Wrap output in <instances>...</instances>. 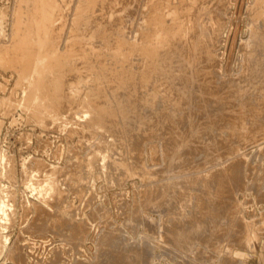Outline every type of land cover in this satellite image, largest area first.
<instances>
[{
  "label": "rangeland",
  "instance_id": "obj_1",
  "mask_svg": "<svg viewBox=\"0 0 264 264\" xmlns=\"http://www.w3.org/2000/svg\"><path fill=\"white\" fill-rule=\"evenodd\" d=\"M78 1L0 0V264H264V0Z\"/></svg>",
  "mask_w": 264,
  "mask_h": 264
},
{
  "label": "bare ground",
  "instance_id": "obj_2",
  "mask_svg": "<svg viewBox=\"0 0 264 264\" xmlns=\"http://www.w3.org/2000/svg\"><path fill=\"white\" fill-rule=\"evenodd\" d=\"M77 1H78V0H77ZM80 1H81V0H80ZM93 1H94V0H85L84 3L86 2V4H87V3L89 4V5L87 4L85 7L89 6V7H90L89 9H91V6L94 5V4H92ZM95 1H96V3H95ZM95 1H94V3L97 4V1H99V0H95ZM103 1L105 2V0H103ZM108 1H109V0H106V3L109 4V2H113L114 0L109 1V2H108ZM81 2H82V1H81ZM81 2L78 1L77 3L80 4ZM84 3H82V4L85 5ZM102 3H103V2H102ZM102 3H101V7L103 6ZM82 4H81V5H82ZM99 4H100V3H99ZM99 4H98V5H99ZM108 4H107V5H108ZM111 4H112V3H111ZM81 5H79V6L76 7V8L81 9V8H79ZM90 5H91V6H90ZM94 6H95V5H94ZM94 6H92V7H94ZM96 6H97V5H96ZM105 6H106V5H105V3H104V7H103L104 9H105ZM108 6H109V5H108ZM82 7H83V6H82ZM99 7H100V6H99ZM101 7H100V9H101ZM106 7H107V6H106ZM95 8H96V7H94V9H93V8H92V9L95 10ZM103 8H102V9H103ZM112 8H113V7H112ZM82 9H83V8H82ZM85 9H86V8H85ZM87 9H88V8H87ZM89 9H88V11H89ZM92 9H91V10H92ZM96 9H98V7H97ZM110 9H111V6H110ZM76 10H77V9H76ZM73 11H74V10H73ZM81 11H82V10H81ZM83 11H86V10H83ZM100 11L103 12V10H100ZM77 12H78L77 14L80 15V14H79L80 11L77 10ZM96 12H97V11H96ZM111 12H112V9H111ZM81 13H82V12H81ZM88 13L91 14L92 12L89 11ZM98 13H99V11H98ZM157 13H158V12H156L155 14H152V17L154 16V18L152 19V23H154L155 26H156V24H159V23H160V20H159L158 18H155V17H158V14H157ZM23 14H26V13H23ZM40 14H41V13H40ZM93 14H94V11H93ZM101 14H102V13H101ZM101 14H100V15H101ZM78 15H76V16L78 17ZM85 15H86V13H85ZM85 15H84V17H85ZM91 15H92V14H91ZM91 15H90V16H91ZM23 16H24V15H23ZM92 16H93V15H92ZM96 16H97V15H96ZM96 16H95V18H96ZM24 17H25V16H24ZM77 17H76V20H77V21L74 20V21H76V23L79 22L80 19L82 18V17H81V18L79 19V18H77ZM25 18L27 19V17H25ZM85 18H88V17L86 16ZM93 18H94V17H93ZM93 18H92V19H93ZM95 18H94V19H95ZM20 19H21V18H20ZM92 19H91V20H92ZM27 20H29V19H27ZM83 20H85V19H83ZM83 20H82V21H83ZM87 20H88V19H87ZM95 20L98 21V19H95ZM99 20H100V19H99ZM18 21H19V20H17V22H18ZM89 21H90V19H89ZM96 21H94V22H96ZM98 22H99V21H98ZM102 27H103V26H102ZM112 27H113V26H112ZM112 27L110 26V28H112ZM115 27H117V25L114 26L113 28H115ZM159 27H160V26H159ZM72 29L74 30V27H73ZM99 29H100V28H99ZM102 29H106V27H105V28H102ZM107 29H108V28H107ZM115 29L117 30V28H115ZM112 30H113V29H112ZM116 30H115V31H116ZM100 31H102V30H100ZM107 31H110V30L108 29ZM107 31H106V32H107ZM113 31H114V30H113ZM115 31H114V32H115ZM145 32H146V31H145ZM147 32H148V33H146L147 35L144 33V34L146 35L144 38L150 36V37H153L154 40H152V39L150 38L149 40H146V43H140L139 41H138V42L135 41V42H133V43H131V44L129 43V44H130L129 47L126 46V48H125V46H123V45H125V43H124V44H121L120 42L116 41L117 39H115V41L117 42V44L114 43V44H116V46L114 45L115 47L111 48L110 52H111L113 55H115V56H117V57H120V58H124V59H126V60L129 59V57L127 58V55L130 54L129 52H130L132 49H135V48L142 49V50L145 52L146 55H151V56H152L153 54L156 55V51H157V50H156V46H157V44H158V43L162 44V43L164 42L165 38H166V34L169 35V34L171 33V31H166V34L160 32V31H156V32H154L155 35H154V34H150V33H152V32H149V31H147ZM109 33H110V32H109ZM111 33H113V32H111ZM111 33H110V35H111ZM113 34H115V33H113ZM175 34H177V32L173 31L171 37H172V36H176ZM102 35H104V33H103ZM110 35H108V32H107V35H105V37H106V36H110ZM122 37L124 38V36H121V39H123ZM168 37H169V36H168ZM171 37H169V39H171ZM124 40H126V38H125ZM172 40H174V39H172ZM177 41H178V40H177ZM169 43H170V40H169ZM174 43H176V42L173 41V44H174ZM171 44H172V41H171ZM177 44H178V43H177ZM78 45H80V44H78ZM174 45H175V44H174ZM107 49H108V48H107ZM138 49H137V52H138ZM31 51H32V50H31ZM134 51H135V50H133V53H134ZM143 51H142V54H143ZM135 52H136V51H135ZM140 52H141V51H140ZM157 52H158V51H157ZM133 53H132V54H133ZM138 53H139V52H138ZM70 54H71V53H70ZM140 54H141V53H140ZM140 54H139V55H140ZM142 54H141V55H142ZM53 55H56V54L53 53ZM53 55H52V54L49 55V54L44 53V52L41 53V54H39V57H38L37 63H35V69H34L36 74H37V73H40V74L37 75L38 78L35 77V73H34V75L32 76V74H33V73H32V74H30V75H27V76H26V79H31L32 82L35 81V83L38 84L39 81H42V77H43V76H42V73H41V70H45V69H47V70H50V71L53 72V70H54V69H53V66H54V65L57 66V64H58V65H60L61 63L64 64V63H63L64 60L68 59L67 57H65V58H63V57H55V56H53ZM137 55H138V54H137ZM154 55H153L152 57H154ZM57 56H59V55H57ZM99 57H100V55H99ZM155 57H156V56H155ZM157 57H158V55H157ZM157 57H156V58H157ZM62 58L64 59L63 62H62ZM138 58H139V57H138ZM148 58H149V57L147 56V59H148ZM210 58H211V57H210ZM28 59H29V58H27V59L25 60V67H26V68L32 66V64H30L31 62H30ZM144 59H146V57H145ZM149 59L151 60L152 58H149ZM211 59L213 60V57H212ZM103 60H104V59H103ZM114 60H115V58H114ZM130 60H131V58H130ZM106 61H107V59H106ZM116 61H117V60H116ZM120 61H121V60H120ZM156 61H158V59H157ZM156 61H154V62H153V61H150V62L155 63V65H153V63H151V64H150L151 67H150V66H148V67L152 68V66H154V67L156 68V64H157ZM159 61H160V60H159ZM65 62H66V61H65ZM98 62H99L98 64L101 63L100 61H98ZM103 62H104V61H103ZM128 62H129V61H128ZM133 62H134V61H133ZM147 62H148V60H147ZM66 63H67V62H66ZM111 63H112V62H111ZM148 63H149V62H148ZM105 64H106V63H104V65H105ZM122 64H123V63H122ZM124 64H125V63H124ZM128 64H131V62H129ZM143 64H145V63H143ZM146 64H147V63H146ZM133 65L135 66V64H133ZM133 65L131 64L130 67H132ZM147 65H149V64H147ZM147 65H145V66H147ZM70 66H71V65H70ZM73 66H74V64H73ZM73 66H72V67H73ZM97 66H98V65H97ZM106 66H107V65H106ZM134 66H133V67H134ZM72 67H71V69H72ZM75 67H77V66H75ZM75 67H74V68H75ZM93 67H94V66H93ZM95 67H96V66H95ZM100 67H102V66L100 65L99 68H100ZM109 67H110V66H109ZM133 67H132V69H133ZM61 68H62V67H61ZM90 68H92V67H90ZM90 68L87 67L88 72H90V70H89ZM99 68L95 69V71H97ZM126 68H127V67H126ZM128 68H129V67H128ZM128 68H127V71H129ZM135 68H136V67H135ZM142 68H145V70L143 69L144 71L142 70V71L145 73L147 67H142ZM142 68H141V69H142ZM63 69H64V66H63ZM79 69H80V67H79ZM87 69L85 70V72H87ZM92 69H94V68H92ZM92 69H91V71H92ZM101 69H102V68H101ZM148 69H149V68H148ZM153 69H154V68H153ZM105 70H106V69H105ZM105 70H104V71H105ZM134 70H135V69H134ZM149 70H150V69H149ZM155 70H156V69H155ZM155 70H154L153 72H155ZM98 71H99V70H98ZM98 71H97V72H98ZM135 71H136V70H135ZM147 71H148V70H147ZM151 71H152V70H151ZM73 72L76 73L74 70H73ZM85 72H84V73H85ZM100 72L103 73L102 70H101ZM77 73L81 74L80 72H77ZM77 73H76V74H77ZM98 73H99V72H98ZM109 73H110V72H109ZM139 73H140V71H139ZM144 73H140V74L145 75ZM148 73H149V71H148ZM148 73H147V74H148ZM79 74H78V75H79ZM88 74H89V73H88ZM88 74L86 73V75H88ZM91 74H93V73L91 72ZM91 74L89 75L90 77H91ZM129 74H130V72H129ZM131 74L133 75V73H131ZM147 74H146V75H147ZM74 75H75V74H74ZM97 75H98V74H97ZM132 75H131V78H132L135 74H134L133 76H132ZM150 75H152V73H151ZM58 76H59V75H58ZM79 76H80V75H79ZM79 76H78V77H79ZM89 76H88V77H89ZM128 76H129V75H128ZM135 76H136V75H135ZM56 77H57V76H56ZM76 77H77V75H76ZM92 77H93V75H92ZM136 77H137V76H136ZM136 77H133L134 80H135ZM144 77H145V76H144ZM146 77H148V76H146ZM57 78H58V77H57ZM133 78H132V79H133ZM137 78H138V77H137ZM148 78H149V77H148ZM150 78H151V76H150ZM59 79H61V78H59ZM59 79H58V80H59ZM77 79H78V78H77ZM80 79H81V78H80ZM93 79H95V77H94ZM141 79H142V78H140L139 80H141ZM143 79H145V78H143ZM58 80L56 81V85H57V86H59L58 83H60ZM86 80H87V79H86ZM146 80H147V78H146ZM149 80H150V79H149ZM149 80H148V81H149ZM79 81H80V80H79ZM132 81H133V80H132ZM148 81H145V82H147V84H148V83H149ZM73 82H74V81H72V83H73ZM77 82H78V81H77ZM132 83H135V84H136V82H132ZM132 83H131V84H132ZM137 83H138V82H137ZM139 83L142 84L143 82L140 81ZM74 84H75V83H74ZM74 84H71L70 87H72V85H74ZM145 84H146V83H145ZM145 84H144V86H147V85H145ZM133 85H134V84H133ZM148 85H149V84H148ZM135 86H136V85H135ZM137 86H138V85H137ZM139 86H140V85H139ZM73 87H75V86H73ZM141 87H142V85L140 86V88H141ZM144 88H145V87H144ZM70 89L72 90L73 88H70ZM75 89H76V88H75ZM75 89H74V90H75ZM60 90H61V89H60ZM74 90H73V94H76V93H74ZM139 90H140V89H139ZM149 90H150V89H149ZM68 91H69V90H68ZM76 91H77V89H76ZM150 91H151V90H150ZM154 91H155V90H153L152 92H153V94L156 96V94H155ZM34 92H35V91H34ZM162 92H163V91H162ZM162 92H161V93H162ZM150 93H151V92H150ZM159 93H160V92H158L157 95H158ZM42 94H43V93H42ZM89 94H91V93H88V94H86V95L89 96ZM153 94H152V95H153ZM73 97H74V95H73ZM90 97H92V96H90ZM90 97H89V99H90ZM153 97H154V96H153ZM59 98H60V97H59ZM77 98H78V97H77ZM84 99L86 100V98H84ZM87 99H88V97H87ZM93 99H94V97H93ZM93 99H90L91 101H90V100H88V101H84V104L86 103V105H87L88 107H90V109H92V118H91L90 120H88V121H89V123H90V124H89L90 127L92 126V127L95 128V130H96V129L104 128V122H105V121L103 120L104 115L107 114V116H108V114H109V116L111 115V117H112V113H111V111H110L111 109L109 110V108H108L109 106H108V107L106 106V107H107V108H106L105 105H102L101 103H100L101 106H100V105H99V106H96L97 104H99V102H98L97 104H91L90 102H92ZM150 99H151V96H150ZM166 99H167V97L165 98V100H166ZM75 100H76V102H77V99H75ZM94 100H95V99H94ZM48 101H49V99H48ZM89 101H90V102H89ZM95 101H96V100H95ZM96 102H97V101H96ZM96 102H94V103H96ZM27 105H28V104H27ZM106 105H107V104H106ZM27 108H28V107H27ZM86 109H87V108H86ZM36 112H37V111H36ZM89 118H90V117H89ZM105 118H106V115H105ZM107 118H108V117H107ZM107 118H106V119H107ZM234 119H235V118H234ZM110 120H111V122H112V119H111V118H110ZM187 120H188V119H187ZM189 120H190V122L193 121V120H191V119H189ZM106 122H107V121H106ZM106 122H105V123H106ZM185 122L188 123V121H185ZM190 122H189V123H190ZM212 122H213V126H212L213 128H212V127H211V128L214 129V128H216V127H214V126H216V123H215L214 121H212ZM212 122H211V123H212ZM109 123H110V122L108 121L107 124H105V125L108 126ZM192 123H193V122H192ZM192 123H191V125H192ZM211 123H210V125H212ZM193 124H196V125H197V123H193ZM214 124H215V125H214ZM110 125L112 126L111 123H110ZM155 126H156V125H155ZM197 126H198V125H197ZM197 126H195V128L197 129V132H196V133H198V128H197ZM234 126H235V124H233L231 127H234ZM88 127H89V126H88ZM88 127H87V129H88ZM81 128H82V127H81ZM93 128H91L92 131H94ZM111 128H112V127H110L109 130H110ZM190 128H191V129H192V128L194 129V127H190ZM85 129H86V126H85V128L83 127V131H87V129H86V130H85ZM105 129H106V128H105ZM237 129H240V126H237ZM111 130H113V128H112ZM111 130H110V131H111ZM150 130H151V129H150ZM194 130H195V129H194ZM98 131H99V130H98ZM110 131H109V132H110ZM189 131H190V130H189ZM192 131H193V130H192ZM192 131H191V132H192ZM195 131H196V130H195ZM180 132H182V131H180ZM184 132H185V131H184ZM191 132H190V134H191ZM193 132H194V131H193ZM200 132H201V131H200ZM183 135H184V133H183ZM183 135L181 134L180 136L182 137ZM176 136L179 137L178 135H176ZM176 136H175V137H176ZM191 136H192V135H191ZM197 136H198V135H197ZM132 137H134V136H132ZM136 137H138V136H136ZM141 137H142V136H141ZM175 137H172V138L174 139ZM181 137H180V138H181ZM183 137H186V136H183ZM183 137H182V138H183ZM134 138H135V137H134ZM180 138H179V140H176V141H181V142H182V140H183V141H185V143L187 142V140H184V139H182V138H181V140H180ZM187 138H188V137H187ZM187 138H186V139H187ZM135 139H136V138H135ZM175 139H177V138H175ZM175 139H174V143H175ZM132 140H133V138H132ZM133 141H134V140H133ZM139 141H140V140H139ZM190 141H191V139L189 138L188 142L190 143ZM172 142H173V141H172ZM172 142H170V143L172 144ZM181 142H176V143H180V144H182L183 142H182V143H181ZM191 142H193V141H191ZM133 143L135 144L136 142H133ZM133 143H130V144L133 146V145H134ZM186 144H187V143H186ZM192 144H193V143H192ZM135 145H136V147H137L138 144H135ZM169 145H170V144H169ZM177 145H178V144H177ZM189 145H191V143H190ZM132 146H131L130 148H133L135 151H136V149H138V148L135 149V148L132 147ZM174 146H176V145H174ZM174 146L169 147V149H170V148H173ZM187 146H188V144H187ZM187 146L185 145V147H187ZM192 146H194V145H192ZM185 147H184V148H185ZM196 147H198V146L195 145V149H196ZM206 147H209V149L211 148L210 146H206ZM139 148H141V147H139ZM177 148H178V149H177ZM177 148H174V153L172 152L173 155H170V158H169V159H171L172 162H173V160H174V162H176V161L178 160V159L175 158V159H176V161H175L174 156L177 157V154H176L177 151H179V149H182V147L179 148V146H177ZM188 148H190V147H187V150H188ZM133 149H132V150H133ZM190 149H191V148H190ZM195 149H194V150H195ZM205 149H206V148H205ZM209 149H208V150H209ZM138 150L140 151V149H138ZM184 150L187 151L186 149H184ZM191 150H192V149H191ZM206 150H207V149H206ZM135 151H134V152H135ZM139 151H136L135 154L138 152V156H139V157H138V160L141 161V160L143 159V157H141L142 159L140 158V155L142 156V154L140 153L141 151H140V152H139ZM170 151H173V149L170 150ZM196 151H197V150H196ZM130 152L133 153V151H130ZM181 152H182V150H181ZM188 152H189V151H188ZM192 152H193V151H192ZM197 152H198V151H197ZM206 152H207V151H206ZM170 153H171V152H170ZM172 153H171V154H172ZM183 153H184V151H183ZM175 154H176V155H175ZM179 154H180V153H179ZM193 154H194V152H193ZM195 154H196V153H195ZM207 154L210 155V153H208V152H207ZM131 156H132V155H130V157H131ZM134 156H135V155H134ZM134 156H133V158H134ZM179 157H180V156H179ZM191 157H192V156H191ZM206 157H207V155H206ZM103 158H105V154H103ZM131 158H132V157H131ZM131 158H130V159H131ZM133 158H132V159H133ZM136 158H137V156H136ZM136 158H135V159H136ZM139 158H140V159H139ZM177 158H178V157H177ZM192 158H193V157H192ZM192 158H191V159H192ZM194 158H196V156H194ZM197 159H198V158H197ZM197 159H196V160H197ZM207 159H208V158H207ZM103 160H104V159H103ZM192 160H193V159H192ZM192 160H191V161L189 160V161H190V162H195V161H192ZM194 160H195V159H194ZM136 161H137V160H135V162H136ZM140 161H137V162L141 163ZM187 161H188V160H187ZM139 163H138V164H139ZM142 163L144 164V161H143ZM195 163H196V162H195ZM197 163H198V162H197ZM3 164H4V163H3ZM138 164H137V165H138ZM145 164H146V162H145ZM173 164L176 165L177 163H173ZM173 164H172V165H173ZM178 164H179V166L181 167L180 164H182V163H179V162H178ZM185 164H186V162H185ZM187 164L190 165L189 162H188ZM187 164H186V165H183V164H182V166H187ZM137 165H136V167L139 166V165H138V166H137ZM194 165L196 166L197 164H194ZM141 166H142V165H141ZM141 166H140V167H141ZM146 166H147V165H146ZM190 166H192V163H191ZM2 167H3V166H2ZM122 167H123V166H122ZM142 167H143V166H142ZM171 167H172V166H171ZM173 167H175V166H173ZM176 167H178V165H177ZM178 168H179V167H178ZM178 168H177V169H178ZM137 169H139V168H137ZM140 169H141V168H140ZM144 169H145V168H144ZM175 169H176V168H174V171H175ZM3 170H4V168H3ZM146 171H147V168H146L145 171H143V173L145 174ZM149 171H150V170H148L147 172H149ZM32 172H33V171H32ZM150 172H151V171H150ZM150 172H149V174H148V173H146V174L150 175ZM34 173H35V171H34ZM34 173H33V174H34ZM146 174H145V175H146ZM32 176H33V175H32ZM29 179H31V176H30ZM185 179H186V178H185ZM46 183H47V182H46ZM31 184H32V183H31ZM44 184H45V183H44ZM44 184H42L41 186H43ZM49 184H50V181H49ZM38 185H39V184H38ZM2 186H3V185H2ZM32 186H33V185H32ZM41 186H39V187H41ZM45 187H46V185H45ZM33 188H34V187H33ZM1 189H2V188H1ZM1 189H0V190H1ZM34 189H35V188H34ZM39 190H40V189H39ZM37 191H38V189H37ZM48 192H49V191H48ZM0 193H1V192H0ZM56 193H57V192H56ZM47 194H48V193H47ZM41 195H42V193H41ZM48 196H49V195H48ZM1 203H2V202H1ZM5 203H6V202H5ZM9 204H10V203H9ZM6 206H7V205H6ZM8 206H9V205H8ZM10 207H11V206H10ZM4 208H6V207H5V204H4V202H3L2 204H0V211L3 210V212L5 213V209H4ZM7 209H9V208H7ZM3 212H2V215H5V214H3ZM8 212H9V211H8ZM0 216H1V215H0ZM6 216H7V215H6ZM0 219H1V218H0ZM5 222H6V221H5ZM0 223H1V222H0ZM251 227H252V226H251ZM251 232H252V230H251ZM176 238H177L178 241L181 240V236H178V237H176ZM180 242H181V241H180ZM233 251H234V249H233ZM258 253H259V252H258Z\"/></svg>",
  "mask_w": 264,
  "mask_h": 264
}]
</instances>
